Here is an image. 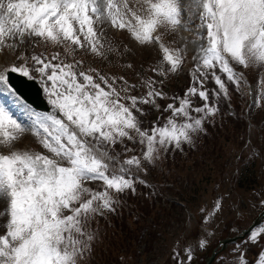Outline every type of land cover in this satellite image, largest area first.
I'll list each match as a JSON object with an SVG mask.
<instances>
[{
    "label": "snow or ice",
    "instance_id": "1",
    "mask_svg": "<svg viewBox=\"0 0 264 264\" xmlns=\"http://www.w3.org/2000/svg\"><path fill=\"white\" fill-rule=\"evenodd\" d=\"M143 4L147 7L143 9L145 14L140 15L129 8L128 0H0V51L14 50L17 43L9 41L22 43L26 37L42 38L54 45L70 42L83 48V36L90 51L103 56L104 46L93 27L101 18L114 27L127 28L139 44L146 45L160 42V36L153 33L162 26L171 31H192L189 24L198 16L197 39L192 41H199L193 57L197 60L193 76L203 89L190 88L179 107L169 104L173 115L167 124L149 132L141 129L133 110L140 112L138 105L147 104L159 108L156 98H163L164 94L155 88L154 81L145 82L148 91L142 97H121L120 91L103 76L99 78L108 86L107 91L83 71L79 72L81 82L74 64H53L36 55L31 57V69L25 62L0 72V90L8 91L18 101L9 85L8 72H19L29 79L36 78L32 71L39 73L49 102L63 117L55 113L36 117L33 134L51 157L18 150L0 153V218L7 217L6 231L0 234V264H77L78 257L84 255L94 239L85 231L87 221L101 210H115L112 191L135 192L131 177L109 173L106 158L113 157L107 146L122 143L124 138L134 139V132L146 146L143 160L152 163L161 148L191 144L192 133L203 131V118L191 115L192 102L188 97L199 95L208 100V90L203 87L208 75L227 95V86L216 74L217 69L239 88L243 74L237 73L233 64L264 67V0H192L187 5L191 10L187 22H183L181 0H143ZM160 48L161 63L169 65V72L178 71L185 49H170L163 43ZM58 58V54L52 57ZM159 74L166 75L162 68ZM260 84L264 89V80ZM121 90L127 92L126 87ZM122 99L130 104L122 103ZM194 110L207 117L215 115L218 108L205 103ZM181 116L184 122L177 123L176 117ZM24 132L10 110L0 106V146L12 149ZM89 138L95 143L90 144ZM133 167L141 168V158L132 156L125 160L120 172H130ZM94 181H102L104 191L85 186V182ZM219 207L218 202L216 208ZM262 234L264 227L254 231L251 239L255 241ZM205 244L202 241L201 247ZM241 264L246 262L242 260ZM260 264H264V257Z\"/></svg>",
    "mask_w": 264,
    "mask_h": 264
},
{
    "label": "rangeland",
    "instance_id": "2",
    "mask_svg": "<svg viewBox=\"0 0 264 264\" xmlns=\"http://www.w3.org/2000/svg\"><path fill=\"white\" fill-rule=\"evenodd\" d=\"M191 2L181 0L183 22L189 20L191 10L187 5ZM128 5L138 14H145L143 9L147 6L143 0H128ZM128 16L131 18L130 13ZM198 24L196 16L189 24L192 31L183 28L171 31L162 26L153 33V36H160L159 43L154 41L141 45L127 28L114 27L109 20L101 18L93 27L104 46L101 49L103 56L92 53L83 36V48L70 42L54 45L42 38L26 37L22 43L9 41L17 43L14 50L5 48L0 51V72L25 62L31 69L34 66L31 57L36 55L53 64H74L81 82L83 77H79V72L83 71L92 75L95 82L107 91L108 86L99 78L103 76L120 91L121 97H142L148 91L145 82L154 81L155 88L164 94L163 98H156L159 108L147 104L138 105L140 112L133 110L141 129L151 132L155 127L165 126L173 115L167 107L169 104L179 107L181 99L194 86L203 90L193 76L197 66L193 57L197 55L199 41H192L197 39ZM160 43L170 49H185L181 53L184 62L178 71L169 72V65L161 63L163 52ZM57 54L59 58L53 60L52 57ZM233 67L237 73L243 74L239 88L217 69L216 74L227 86V95L220 92L209 74L203 86L208 90V100H202L199 95L188 97L192 102L191 115L203 118V131L192 133L191 144L183 143L180 148L174 145L161 148L152 163L143 160L146 146L140 143L139 136L134 132L131 133L134 139L124 138L122 143L107 146L109 155L113 157L111 160L106 158V162L112 163L109 173L115 171L131 177L135 181V192L131 189L120 193L112 191L115 210H101L87 221L85 231L94 239L84 255L78 257L77 264H194L201 258V253L206 254L212 242V227L218 229L229 224L243 229L262 210L264 96L261 93L264 89L260 81L264 80V67L255 74L253 81L251 77L250 81L248 79L252 66L245 68L233 64ZM161 68L166 75L159 74ZM31 75L40 82L39 73L32 71ZM125 87L127 92L121 90ZM44 93L49 99L45 90ZM3 101L0 97V104ZM121 102L130 104L127 99ZM205 103L218 108L215 115L205 117L203 112L194 110ZM37 116L44 115L35 113L32 122L24 123L25 132L14 142L12 149L0 146V153L6 155L10 150H18L51 157L39 137L33 134ZM176 120L182 123L184 117H176ZM89 143L94 144L95 141L89 138ZM132 156L141 158V168L137 170L133 167L130 172L121 173L118 169L124 160ZM85 186L93 191H104L102 181L85 182ZM214 198V206L219 202L220 207H214L213 213ZM213 214L217 220L207 229L206 217L211 215V220ZM6 220L7 217L0 218V234L6 231ZM262 227L264 224L259 228ZM251 236L243 244L234 246L226 255L228 260L220 259L216 264H241L242 260L246 264H260L261 257H264V234L255 241ZM202 241L206 242L203 247ZM118 254L121 255L120 261L116 259Z\"/></svg>",
    "mask_w": 264,
    "mask_h": 264
},
{
    "label": "water",
    "instance_id": "3",
    "mask_svg": "<svg viewBox=\"0 0 264 264\" xmlns=\"http://www.w3.org/2000/svg\"><path fill=\"white\" fill-rule=\"evenodd\" d=\"M9 81L11 82L12 85H14L17 90L30 102L35 104L36 106L40 108H45V106L42 104V102L39 101L38 99V94H37V89L34 87V84L30 81H27L25 78L21 76H17L14 74H10L9 76ZM40 106H39V105ZM264 219V213L261 214L252 224V226L248 229L243 231V236L244 237L246 234H248L255 226L259 225ZM237 239V238H236ZM235 239V240H236ZM230 241H234V239H231ZM214 258V256H213ZM209 261H212V258L209 259Z\"/></svg>",
    "mask_w": 264,
    "mask_h": 264
}]
</instances>
